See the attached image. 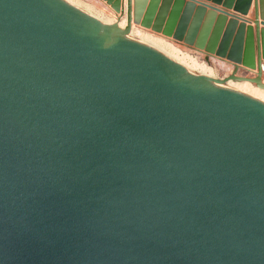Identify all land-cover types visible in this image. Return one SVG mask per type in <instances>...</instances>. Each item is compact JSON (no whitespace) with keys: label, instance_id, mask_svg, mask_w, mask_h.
I'll list each match as a JSON object with an SVG mask.
<instances>
[{"label":"water","instance_id":"water-1","mask_svg":"<svg viewBox=\"0 0 264 264\" xmlns=\"http://www.w3.org/2000/svg\"><path fill=\"white\" fill-rule=\"evenodd\" d=\"M205 1L253 3V27L184 0H125L124 30L0 0V264H264V104L128 37L173 36L264 89V0Z\"/></svg>","mask_w":264,"mask_h":264},{"label":"rangeland","instance_id":"rangeland-1","mask_svg":"<svg viewBox=\"0 0 264 264\" xmlns=\"http://www.w3.org/2000/svg\"><path fill=\"white\" fill-rule=\"evenodd\" d=\"M69 1L74 2L80 8L86 10L89 14L96 17L97 19L99 18L98 20L105 23L106 25H112L116 22L119 23L122 20H125L123 17L118 21V18L121 17L119 9H121L122 4H124L125 6V0H69ZM184 2L185 3L192 2L197 7L203 6L207 11L213 8L216 11L217 15L224 14L227 20L235 19L238 22V24L243 23L246 26L251 25L253 27L252 24L253 3L250 4L246 13L242 14L235 11L233 8H224L222 6L212 4L209 1H205V0H184ZM170 10L171 7L167 12L168 14ZM156 14L157 13H155V15ZM168 14L166 18L168 17ZM181 19L183 20L180 14L177 19L176 25L179 23ZM203 21H204V17L201 21V25ZM185 23H186L185 26L188 27L190 21L189 20L185 21ZM131 28H133L134 36L136 33L135 37H139L142 41L155 45L159 47L161 50L168 53L172 49L181 58H183L185 63L193 62V64L196 65V68L204 67L206 75L213 78L210 80H217L221 82L224 81L226 77L232 75L235 72L231 62L227 61L226 59H219L216 58L215 56L206 54L203 51L197 50L194 47H190L184 44L182 41L173 38V36H165L161 32H155L151 28H144L141 27L140 25L132 24ZM138 33L139 35L137 36ZM235 76L240 78H253L255 76V72L247 71L244 68H239L235 72ZM263 79L264 76L262 78V81ZM230 82L233 83L234 85L235 83H241L231 80ZM249 84L256 90H264V89H259L254 84L251 83Z\"/></svg>","mask_w":264,"mask_h":264},{"label":"bare ground","instance_id":"bare-ground-1","mask_svg":"<svg viewBox=\"0 0 264 264\" xmlns=\"http://www.w3.org/2000/svg\"><path fill=\"white\" fill-rule=\"evenodd\" d=\"M61 1H63L64 3L70 5L73 8H75L81 14H83L87 18L91 19L92 21H94L95 23H97L98 25H100L103 28H112V27H115L116 29H119V30H124L125 29V25H126V21L125 20H122L119 23L116 22V23H114L112 25H106L105 23H103L100 20H98L99 18L97 19L96 17L92 16L86 10H84V9L80 8L78 5H76L74 2H71L69 0H61ZM133 33H134L133 32V28H131L129 30V32H128V37L133 38L135 40H138L141 43L147 45L149 48L153 49L155 52H157L162 57H164L165 59H167L168 61H170L172 64H174L176 67H178L181 71H183V72H185L187 74H190V75H195V76L204 78V79H213L212 77L206 75L205 68L204 67L196 68V65H194L193 62L192 63H185V61L183 60V58H181L171 48H170L171 51L169 53L168 52H165V51L161 50L159 47H157L155 45H152V44H150L148 42H144L139 37H135L136 36V33H135V36H134ZM138 35H139V33L137 34V36ZM239 68H242V67H239ZM231 81H236V80H231ZM237 82H241V83H235V85H234L228 79V81L227 80H224V81H221V82L218 81V85L220 87H223V88L229 89L231 91L237 92L239 94H242L244 96H247V97H249L251 99H254V100L259 101V102H261V103L264 104V90H256V89H254L249 84V82H247V81H237ZM259 89H263V88H259Z\"/></svg>","mask_w":264,"mask_h":264},{"label":"crops","instance_id":"crops-1","mask_svg":"<svg viewBox=\"0 0 264 264\" xmlns=\"http://www.w3.org/2000/svg\"><path fill=\"white\" fill-rule=\"evenodd\" d=\"M252 11H253V8H252ZM252 19H254V16L252 17ZM262 64L264 65V61H262ZM264 75H262V78H263Z\"/></svg>","mask_w":264,"mask_h":264}]
</instances>
